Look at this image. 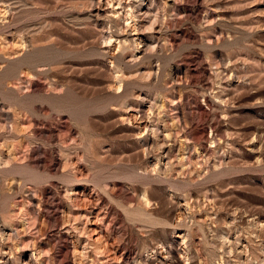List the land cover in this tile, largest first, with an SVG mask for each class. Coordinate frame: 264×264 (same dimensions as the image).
<instances>
[{
    "label": "rangeland",
    "instance_id": "374dc122",
    "mask_svg": "<svg viewBox=\"0 0 264 264\" xmlns=\"http://www.w3.org/2000/svg\"><path fill=\"white\" fill-rule=\"evenodd\" d=\"M0 264H264V0H0Z\"/></svg>",
    "mask_w": 264,
    "mask_h": 264
}]
</instances>
